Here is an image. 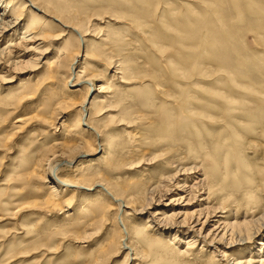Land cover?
<instances>
[{
  "label": "bare ground",
  "instance_id": "1",
  "mask_svg": "<svg viewBox=\"0 0 264 264\" xmlns=\"http://www.w3.org/2000/svg\"><path fill=\"white\" fill-rule=\"evenodd\" d=\"M243 1L247 7L253 6L252 0ZM200 2L206 4V6L210 5L213 7L223 4L221 0H200ZM231 2L235 3V9L238 11V9H240L238 3L239 0H225V3ZM247 7L245 8L248 9ZM85 9H79L71 2L68 3L63 0H0V70L7 69L8 72L18 73L22 70L25 71L26 69L24 68L26 66L30 67V70L43 69L46 67L44 79L40 81L36 80L32 85H27V83L21 82L23 84L22 88L18 90L16 95L10 96V106L12 105L13 110H9L7 113L5 112V114L0 112V117L6 115L3 120H0V128L7 126L10 129H14V132H16L15 134H13V132L11 135L15 136L17 133H22L24 131L26 132V130H28L34 123L40 122L43 124V126L48 125L47 127H51L55 124V119H58L59 121L62 120V122L61 124H58L56 121L57 124H55L53 129L57 131V128H62L65 135L63 136L62 141L52 143V146L49 145L47 148H45V150L43 149L44 153H42L41 158L37 159L36 157V159H33L32 161L29 159L24 163V165H22V167L12 168L9 175H7L8 180L13 182H22V184L44 177V184L49 185L50 187L47 189L49 193L45 198L42 197L39 201H35L31 204H28L27 206H18L17 211L19 212L27 208H34L36 210H55L58 208H64L66 209L65 213L70 215L69 212H71L72 207L76 205V202H80L82 199H84L86 200L85 203L80 202L82 205L79 208L82 209V211L79 212L80 218L74 225L75 228H91L93 226L97 227L103 224V222L114 218L115 220L113 221H115V223H117V225L120 227V236H116L115 238L113 237V240L108 246L101 247L97 253V258L92 264H105L106 257L109 256L110 253H114V251H118V253L127 251L125 254V259H127L125 262L126 264H132V262L135 260L138 262L139 259H142V254L140 252L141 255H139V253H137L135 249L131 248L130 245L133 240L137 241L138 238H141L142 242L144 241V244H146L147 247L151 246V248H153L152 254L158 257H164L166 260L168 258H181L180 260H182L183 258L185 259V257L197 259L193 255V250H196L200 243L202 248L205 247L203 245L212 247V256H219L220 258L224 259L227 257L226 252H229L232 247L238 244L242 245L244 243H250L255 238L257 239V237L264 238V236H261V231L264 228V168H261L262 166H259V170L263 174L257 171V174L260 173L261 175L256 174L257 176H255V171L253 172V176L254 179L256 177L261 181L260 184L258 182L257 183L258 187H262V191L259 193H263V197H261V194H259V197H256L255 195L251 196V192H248V194L250 193L249 195L244 192L248 195L247 196L244 194L247 196L248 200L252 199L246 204L245 208L247 213L252 212V216L245 215L242 221L238 222V218H236V216L232 218L231 214H229V206H226V203H221L218 205L215 204V202L212 204V194L214 193L216 186L218 187V179L220 177H216V174L213 173L215 169L216 171L217 169H222L224 171L227 170L226 172L229 171L231 174H240L243 177L244 182L245 179L248 181H253V178L250 175L252 174V171L250 173L251 169L248 167L249 164H247V162H245L244 159L240 157L241 154L237 151V149L236 151L234 150V146L241 142L239 140L241 139L239 138L240 133L237 134L238 131H236L232 132L231 136H221L222 139L225 138V140H223L224 142H219L218 140H221V137L219 138L221 132L218 130L212 132L207 129L208 127L219 128V117L217 118L214 116L217 113L207 107L208 105L205 106V104H193L190 101L191 99H188V97L190 98L189 94L191 93L189 91L191 88L189 87H187V91L189 92L181 93L184 95H182L183 97L180 99V103L187 106L186 109H181V113L183 114L184 119H186L189 123H182V125L180 123L179 126L169 121L168 123L167 120H170V118H168L167 114V117L165 114H163L166 117L164 118V122L168 124L167 127L166 125L163 126L164 124L161 123L163 121L162 119L160 123L163 125H160V127H166V129L162 130L163 128H161L158 130L157 132L159 136L157 137L162 139L163 142L166 141V144L169 145L167 147L168 149L165 150L173 152L172 150H175V148L172 149L171 147L177 144L176 141L178 139L176 141L174 140L173 142V139L171 138L173 137L174 133L175 135L177 133L179 139L181 140V143L179 142L178 146H187L186 152L190 154L189 160H191V163L183 164L185 161H182L176 157L174 159L173 157L174 161H171L173 166L171 168H174L173 174L161 176L153 183L150 182L145 184L143 181L138 182L136 185L131 186L130 193L127 195H124L126 193L125 191L127 190L125 189V191H121V189L122 187L129 185L131 181L125 182V185H117V183L113 184L111 181H109V177L106 178V175L108 172H110L107 171L109 168L111 169L113 167L114 169L119 170L123 169L125 166H128V170H131L133 168H138L140 164L145 163L144 161L146 159L144 157H148V152L146 150L143 151V149L147 147L149 150V147H152L153 144L150 142L151 145H148L149 143L147 144V139L145 138L144 140V138H142V135H145L146 132L139 133L128 130L132 127V125H136V127L137 125H140V128L147 127L144 126L146 124L145 122V124L142 123L143 116L141 117L140 114H137L133 118L131 116L132 112L130 110H126V112L122 110L119 111L120 113L117 115V117H115L114 113H116V109H118V107H121L120 109H122V105L119 103H113L116 97L113 94L114 90L111 87V82L108 80L103 82L101 81V78L97 77L96 75L88 74L86 61L90 59H95L98 61L103 59L105 61L109 60L107 63L108 69H113V77H115L117 81H120L119 83L123 85H129L131 84V79L134 77L131 76L133 74H129L130 71H127V69L124 67L125 65H122V59L119 60L117 56L112 54L113 50L112 53H102L101 50H96L100 47H103L102 49L108 48L110 45L104 44V41L106 43V40H100L101 44L98 47L95 45L89 46V40L86 38L93 37L95 39H100L98 38V35H100L102 32L101 30L94 28L92 22L95 20V18L92 16L91 11L88 14ZM241 9L243 8L241 7ZM95 10L93 11L95 12ZM131 12L133 13V10H131ZM223 12L224 10L220 13L223 17L222 20L224 19L223 21H228L230 18H233L230 16L231 14ZM254 14L255 16L263 14L262 8H255ZM97 15L94 16L97 17ZM123 15L127 16V13ZM123 15L122 17L124 18ZM227 15L230 16L229 19H227ZM117 17L119 16L117 15ZM53 22H56L57 24H54ZM209 25L210 24H206V28L204 29L206 30L207 41L211 44L212 49L214 48L213 54L215 57H217L216 61L222 63L226 67H229L232 65V61L229 59L230 52L232 51H229V48L231 46L235 47V45L229 43L228 39L233 34L232 30H234L235 27H228L227 24L223 22L221 30H213ZM186 30H188V28L186 25H184L183 31H185L187 34L186 38H189ZM68 32H71L70 35H73L74 39L72 41L68 40L67 42L64 41L60 43V45L57 46L53 51L56 53V56L54 58L51 57L47 59L48 54L50 53V48L54 47L53 44L59 41ZM192 33L195 34V32ZM88 47L90 48L88 49ZM235 52L237 53V51ZM235 52L231 54H234ZM28 56H30L29 59ZM110 56L112 57L110 58ZM82 57L83 64L81 65L83 66L79 67L81 70L76 71L77 68L75 66L79 63V59ZM249 63V60L246 58L243 59L242 62L241 60L237 61V65L241 66V68H246L247 66L249 67ZM174 70L175 68L172 67V72H174ZM185 70L184 72H186ZM188 71L185 73L186 75L182 74L181 77H185L187 74L190 75ZM177 74L179 75L178 72ZM118 75L119 78H117ZM62 80L66 86L63 89H59L57 86L60 84V82H62ZM96 80L103 82V85H101ZM94 82L99 84L94 86ZM73 83L74 87L70 85ZM154 84L157 85L158 89L155 88L154 90L151 87L150 89L148 88L149 90L147 89L145 91L146 94L149 93L147 95L148 101H145L143 104L139 103V106L143 105L145 106V109L146 105H148V107L152 106V103L150 104L149 101H155L156 99L154 96L157 94H164V97L171 102L174 101V97L177 98V95L179 94L178 89H174V94L171 95L163 87V84H166L164 81L154 82ZM79 85H87L88 90L83 98L75 99V97L81 92L79 90L81 86ZM233 87L238 88V86ZM181 88H183V86ZM210 88L211 87H209V89ZM220 91L221 90H210L208 93L219 96ZM195 95V99L197 101L200 100V102L203 101L206 104L210 102L201 99V95H198L197 93ZM38 97H40L44 103H42V105L35 112L32 113L29 111L30 114L20 116L15 119L13 118L14 120L12 121V115L20 113L19 109L21 106H23L25 109H29L30 107L27 106L30 103L27 104V102H30V100H34ZM176 98L175 100H177ZM221 98H223L226 102L235 103L233 100H230V95H224L221 96ZM253 100L256 101L255 99ZM25 102L26 104L24 105ZM163 102H165V100ZM246 102L248 103V101ZM242 103L243 102H241V104ZM243 104L240 105L241 107L239 108L244 109V111L247 110V113L245 112L246 114L252 113L253 115V113H255L254 116L256 115V117L259 115H264V113H262L264 112V102L258 103L259 106L257 108L258 110H261L262 114L253 112L252 109H249ZM137 107L138 105H135L133 109L137 111ZM72 110H76L74 121L70 125L66 126L65 122L67 119L65 115ZM167 110H169V108ZM163 112L165 113V111ZM172 114H174V112ZM172 119L174 121V118ZM234 119H236V117L231 116L225 122H229ZM257 119L252 121V124H248L247 127L250 126L249 128L256 129L257 126H259L257 124ZM107 124H115V128L122 127L120 129L121 135L116 136L114 139L106 136L108 134L105 135L106 132H103V129H107ZM10 129L8 131H10ZM225 129L232 131L235 128L233 125H228L225 126ZM147 136H149V134ZM151 136H153V134L149 137ZM10 137L13 139L12 136L7 135H2V137H0V148H6L9 145V142L11 143ZM125 140H127V142H125ZM226 140H229L230 142L232 141L233 143L227 141L228 144L226 145L224 144ZM182 141H185L186 143H182ZM114 145H118L116 146V148H118L117 150H113ZM128 146L130 149L140 153L139 158L136 157V159L135 155L133 157V154L126 150ZM102 149L103 152H101L102 154L98 158L100 159L99 161L102 160L101 162L104 163V165L101 163V167L99 166L98 168V164L100 163L99 161V163H96L97 165L93 163L97 166H95L96 168H93V164H89L92 163V161H88L89 163L87 164L82 162L76 167L73 166V161L77 157H88L92 154L94 155L93 151H95L96 154ZM111 150L114 151L112 155ZM124 150L131 155L123 158V154L121 155V152L127 154V152ZM168 151L166 153H170ZM176 154L177 157L183 155L182 153ZM184 158L187 159V157ZM226 158H232L233 164H231L232 161L230 159L229 160L231 163H227L228 161L226 162ZM232 166H235V170L230 171L229 167ZM64 167H75L72 171L73 174H59V171ZM243 167H247V171L249 169V173H247ZM255 168L257 170V167ZM107 176H109V174ZM211 178L212 181L210 183ZM115 179L114 181H116ZM243 180L241 179L240 181ZM232 182L235 187V184L238 182V180L237 182L234 180ZM246 182L245 184H247ZM257 183L255 182V184ZM154 184L155 186H153ZM151 186H153V188ZM255 190H252L255 192L254 194L257 192V190ZM258 190L261 189L258 188ZM94 191H97V194H92ZM80 193L85 194L81 195ZM254 197L261 198L255 200L256 198L254 199ZM28 198L30 199V194H28ZM229 201L230 200H226V202ZM254 204L257 205L255 208L252 207ZM144 213L149 214V218H151V222L153 223V226L150 224L147 225L146 228H143V231L147 233H143V231L135 225L131 227L125 225L123 220L127 222L126 217ZM226 214L227 216L222 217ZM230 218L233 219V222L230 221ZM206 227L211 228L204 235V230ZM104 228L105 227H103V229ZM148 229L149 232L147 231ZM98 230H100V228ZM165 235H167L169 239V241L166 240L167 242L160 240L161 237ZM91 236L92 234H89L88 236H85L84 233L83 235L82 233L78 234L79 238H88ZM155 236H157L159 239L154 238ZM263 238L259 245L252 248L247 253L248 255L243 254L242 257L235 259L234 264H264ZM85 239H83L81 243H84ZM182 246L185 247L184 249L180 250V247ZM202 251L203 250H201V252ZM246 255L248 259L245 258ZM243 259L244 261H241ZM166 260H164L165 263L169 264V262ZM215 261L217 260L215 259ZM173 263L174 262L171 264Z\"/></svg>",
  "mask_w": 264,
  "mask_h": 264
},
{
  "label": "rangeland",
  "instance_id": "2",
  "mask_svg": "<svg viewBox=\"0 0 264 264\" xmlns=\"http://www.w3.org/2000/svg\"><path fill=\"white\" fill-rule=\"evenodd\" d=\"M63 1L68 3L71 2L79 9L86 8L85 11L88 12V14L91 11L92 16L95 18V20L92 22L94 28L101 30L102 33L98 35V38L100 39L87 37L86 39H88L90 43L89 46L95 45L96 47H98L101 44L100 40H106V43L104 41V44L110 46L104 49H102L103 47H100L96 50H101L102 53H112L113 50L112 54L117 56L119 60L122 59V65H125L124 67L127 69V71H130V75L133 74L131 75L132 77L134 76L133 78L131 77V84L123 85L119 83L120 81H117L116 78L113 77V69H108L107 63L109 62V60L105 61L102 59L98 61L95 59H90L86 61L88 74L96 75L97 77L101 78V81L103 82L107 80L111 82V87L114 90L113 94L116 97L113 103H119L120 105H122V109H120L121 107H118V109H116V113H114L115 117H117V115L120 113L119 111L122 110H124L125 112L126 110H130L132 112L131 116L133 118L137 114H140L141 117L143 116L142 123H146L144 126L147 127L140 128V125H137V127L139 128L138 129L136 125H132V127L128 130L139 133L146 132L145 135H142V138H144V140L145 138L147 139V144L149 143L148 145L153 144L152 147H149V150L147 147L143 149V151L146 150L149 153V155L147 153V158L146 156L144 157L147 160L144 161L145 163H142L138 168H133L131 170H128V166H125L123 167V169L119 170L114 169L113 167L111 169L109 168L107 169V171H110L108 172L109 176H107V174L106 178L109 177V181H111L113 184L117 183V185H123L125 182L131 181L129 185H126V187L124 186L121 189V191H125L126 189L127 191H125L126 193L124 195H127L130 193L131 186L136 185L138 182L143 181L145 184L150 182L153 183L161 176L173 174L174 168H171L173 167L171 163L173 157L174 159L176 157L178 159H181L182 161H185L183 162V164L191 163V160H189L190 154L186 152L187 146H178V143H181V140L179 139L177 133L176 135L174 133L173 137L171 138L173 139V142L174 140L176 141L178 139L176 141L177 146L174 145L173 147H171L172 149L175 148V150L171 149L173 152L165 150L168 149L167 147L169 145L166 144V141L163 142L162 139L157 137L159 136L157 131L161 128H163L162 130H165L169 122L177 124L178 126L180 125V123L181 125L182 123H189L186 119H184L183 114L181 113V109H186L187 106L180 103V99L181 97H183L182 95H184L181 93H187L190 91V98L188 97V99H191L190 101L193 104H205V106L208 105L207 107L217 113L214 116L217 118L219 117V128L208 127L207 129L209 131H220L221 133L219 135V138L221 136H231L232 132L236 131H238L237 134L240 133L239 138L241 139L239 140L241 142L238 141L239 144L237 143L238 146H234V150L236 151L237 149V151L241 154L240 157H242L244 161L249 164L248 167L251 169L250 173L252 171V174L250 175L252 176L253 181H248L244 178L245 182L247 181V184H245L243 177L240 174L236 175L233 172V174H231L229 171L226 172L227 170L224 171L222 169H217L216 171L215 169L213 173L216 174V177H220L218 179V187L216 186V189H214L215 191L212 194V204H214L215 202V204L218 205L221 203H226L225 205L229 206V214H231L232 218L236 216V218H238V222H241L245 215L252 216V212L247 213L245 211L246 204L252 200L250 198V200L247 199V196L250 194H248V192L252 193L250 194L251 196L255 195L256 197H259V194H261V197H263V193H259L262 191V187H258V183L260 184L261 181L256 177L254 179L253 172L256 171L255 176H257L262 173L259 170V166H262L261 168H264V115H259L258 117H256V115L254 116L255 113H253V115L252 113L246 114L247 110L244 111V109L239 107H241L240 105L244 103L243 105L248 107L249 109H252L253 112H256L257 114L264 113H261V110L257 109L259 106L258 103L264 102V0H252V7H247V5L243 3V0H239V8L241 9L242 7L243 9H238V11L235 9L234 2L225 3V0H221V2H223L222 5L214 7L210 5L206 6V4L200 2V0H149V2L148 0ZM77 1L79 2V5ZM256 5L262 8L263 14L255 16V8H258ZM245 7H247L248 9H246ZM93 10H95V12ZM131 10H133V13L131 12ZM223 10L224 12L231 14L230 16L233 18L231 19L230 16L227 15V19H230L228 21H223L224 19L222 20L223 17L220 14ZM120 13L122 15L127 13V16L123 15V18ZM116 14L119 17H117ZM119 14L121 15V18ZM94 15H97V17H95ZM207 21L210 23H208ZM222 21L225 22L228 27H235V32L234 30H232L233 34L228 39L229 43L235 45V47L231 46L229 48V51H232L230 52L229 56V59L232 61V65H230L229 67H226L222 63L216 61L217 57H215V55L213 54L214 48L212 49L211 44L207 41L206 30L204 29L206 28V24H210L209 26H211L213 30H221L223 23ZM53 23L57 24L56 22ZM184 25H186L188 28V30L186 31L189 38H186L187 34L185 31H183ZM192 32H195V34ZM70 34L71 32L66 33L59 41L53 44L54 47L50 48V53L48 54L47 59L51 57L54 58L56 56V53L53 51L57 46L60 45V43L64 41L67 42L68 40L72 41L74 39V36ZM89 48L90 47H88V49ZM109 48L111 51L109 50ZM235 51L239 53L237 54ZM233 52H235V56L234 54H231ZM111 57L112 56H110V58ZM29 58L30 56H28V59ZM245 58L250 62L248 64L249 67L247 66L246 68H241V66L237 65V61L241 60L242 62V60ZM81 64H83V57L79 59V63L75 66L77 68L76 71L81 70V68H79L83 66ZM172 67L175 68L174 72H172ZM185 67L188 68L189 71ZM45 68L46 67H44L43 69L30 70V67L26 66L24 68L26 69L25 71L22 70L18 73L8 72L7 69L0 70V112L5 114V112L7 113V111L9 110H13L12 105L10 106V96H14L18 93V90L23 86V82L27 83V85H32L36 80L40 81L44 79L46 72ZM184 70L186 72L188 71L190 75L187 74V76L181 77L182 74L186 75V72H184ZM177 72L179 73V75L177 74ZM117 78H119V75ZM96 81L103 85V82L99 80ZM158 81H164V83L167 84H163V87L171 95L174 94V89H178L179 94L177 95V98L174 97V101L171 102L164 97V94H157L154 96L156 99L155 101H149L150 104L152 103V106L148 107V105H146V109L143 105L139 106V103L143 104L145 101H148L147 95L149 93L148 91V94L145 93L148 88L150 89L151 87L154 90L155 88L158 89L157 85L154 84V82ZM99 83L94 82V86L98 85ZM70 85L74 87V83ZM181 85L183 86V88H181ZM65 86L66 85L62 80L57 88L63 89L65 88ZM233 86H238V88H235ZM187 87L191 89L187 91ZM209 87L211 88L209 89ZM79 90L81 92L78 96L75 97V99L83 98L88 90V86L82 85ZM210 90H221L219 94L220 98L217 95H211L210 93H208ZM140 93L142 96L140 95ZM196 93L198 95H201V99L210 102L206 104L201 101L203 103L202 104L200 100L197 101L195 99ZM224 95H230V100H233L235 103L226 102L223 98H221V96ZM175 98L177 100H175ZM253 99H255L256 101H254ZM164 100L165 102H163ZM42 101L43 100L40 97L35 98L34 100H30V102H27V104L30 103L27 106L30 108L25 109L23 108V106H21V108L19 109L20 113L12 115V121L17 117L28 115L30 114V112H35L42 105V103H44ZM246 101H248V103ZM126 102L129 106L126 104ZM241 102L243 103L241 104ZM25 104L26 102L24 103V105ZM135 105H138L137 111L133 109ZM168 108L169 110H167ZM163 111H165V113ZM173 112L174 114H172ZM75 113L76 110H72L71 112L66 113V126L70 125L74 121ZM163 114H167L168 118H170L171 120H167V122L169 121L167 124L166 122H164V118H166L167 115L165 117V115ZM231 116H235L236 119L225 122ZM4 117H6V115L0 117V120H3ZM254 117L256 119L258 118L257 124L259 126H257L256 129L249 128L250 126L247 127L248 124H252V121L256 120ZM172 118H174V121ZM56 121L58 122V124H61L62 122V120L59 121L58 119H55V124H57ZM55 124L51 127H47L48 125L43 126V124L37 122L32 124L30 128L26 130V132L24 131L22 133H17L15 135L16 137L11 135L14 132V129H10L7 126L0 128V137H2V135L13 137V139L10 137L11 143L9 142V145L6 148H0V264H92L93 261L97 258V253L101 249V247L108 246L109 243L113 240V237L115 238L116 236H120V227L119 225H117V223H115V221H113L115 220L114 218L103 222V224L97 227H74V225L80 218L79 212L82 211V209L79 208L82 205V203L80 202H86V200L84 199H82L80 202H76V205H74L71 209V212H69L70 215H68V213H65L66 209L64 208H58L55 210H36L34 208H27L19 212L17 211L18 206H27L28 204H31L35 201H39L42 197L45 198L49 193L47 189L50 187L49 185L44 184V177L40 179H34L29 181L28 183L22 184V182H13L11 180H8L7 175H9L12 168L22 167V165H24L27 160L30 159V161H32L33 159H36V157L37 159L41 158L42 153H44V150L45 148H47V146H52V143L60 142L63 140V136H65L64 130L62 128H57V131L54 130L53 128ZM107 125V129H103V132H106L105 135L108 134L106 136L114 139L116 136L121 135L120 129L122 127L115 128V124ZM160 125H166V127H160ZM228 125H233L235 129L232 131L229 129H225V126ZM222 128L225 130H223ZM9 129L10 131H8ZM15 132L13 134H15ZM148 134L149 136L153 134V136L149 137L147 136ZM221 140L219 139L218 141L224 142L223 140H225V138L222 139L221 137ZM227 141L230 142L229 140H226L224 144L227 145ZM125 142H127V140H125ZM184 142L185 141H182V143ZM116 146L118 145L113 146V150L118 149L116 148ZM176 147L178 151L176 150ZM113 150H111V155L114 152ZM126 150H128L129 153H132L133 157L135 155V158H139L140 153L138 151L130 149L129 146L128 148H126ZM167 151L170 153H166ZM93 152L94 155L92 154L88 157H77L73 161V166H79V164H81L82 162L87 164L89 163L88 161H92V163L89 164H96L100 162V165L98 164V168L99 166L101 167L102 165H104V163L101 162L102 160L99 161L100 159H98L102 154L101 152H103V149L100 150V152L98 151L96 154L95 151ZM129 153L127 152L126 154L121 152V155L123 154L122 157L124 158L131 155ZM174 153H182L183 155L177 157V154L175 155ZM184 157H187V159ZM229 159L232 161V163ZM225 160L226 162L228 161L227 163L233 164L232 158H226ZM94 164L93 168H96L97 164ZM75 167H64L59 171V174L65 173L72 175V171ZM255 167H257V170ZM243 168L247 173H249V169L247 171V167ZM229 169L230 171H233L235 170V166L229 167ZM257 171H259L260 173L257 174ZM114 179L116 181H114ZM241 179L243 181H240ZM233 180L236 182L238 180L239 182L235 184V187L232 182ZM211 181L212 178L210 180V183ZM255 182L258 183L255 184ZM155 184L153 186H155ZM153 186L151 187L153 188ZM255 188L258 192H256V194H254L255 192H253ZM258 188L261 190H258ZM244 192H246L248 195ZM93 193L97 194V191L92 192V194ZM28 194H30V199L28 198ZM80 194L83 195L85 193ZM244 194H246L247 196H245ZM256 197H254V199ZM260 198H256L255 200H258ZM226 200L230 201L226 202ZM230 204L234 205L235 207ZM235 204H237L238 206ZM256 206L257 205L254 204L252 207L255 208ZM225 216H227V214L223 215L222 217ZM126 218L127 222L123 220L126 226L131 227L135 225L142 231L143 228H146L147 225L151 224L153 226L151 218H149V214L147 213L128 216ZM230 221L233 222V219L230 218ZM98 227L100 228V230H98ZM103 227L105 228L103 229ZM210 228L211 227H206V229L204 230V235L209 231ZM147 231L149 232V229ZM81 233L82 235L84 233L85 236L92 234V236L88 238H79L78 234ZM143 233L147 232L143 231ZM167 235L162 236L160 240H164V242L169 241ZM261 236H264V228L261 231ZM154 238L158 237L155 236ZM262 238L263 237H257V239L255 238L250 243H244L242 245L238 244L232 247L229 252H226L227 257L224 259L220 258L219 256H212V247L203 245L205 247L202 248L201 243H196L199 244V246L198 248H196V250H193V255L197 259L185 257V259L183 258L182 260H180L181 258H168L166 260L164 259V257H158L152 254L153 248H151V246L147 247V245L144 244V241L142 242V239L138 238L137 241L133 240L130 245L131 248L135 249L137 253H139V255L142 254V259L137 258L139 259L138 262H136L137 260H135L132 262V264H166L164 260L169 262V264H171L172 262H174L173 264H234L235 259L242 257L243 254H247L252 248L259 245ZM83 239H85V242L81 243ZM184 247L185 246L180 247V250L184 249ZM200 249L203 251L201 252ZM126 252L127 251L118 253V251H114V253H110V255L106 257L105 264H126ZM247 255L245 256V258L248 259ZM215 259L217 261H215ZM241 261H244V259Z\"/></svg>",
  "mask_w": 264,
  "mask_h": 264
}]
</instances>
